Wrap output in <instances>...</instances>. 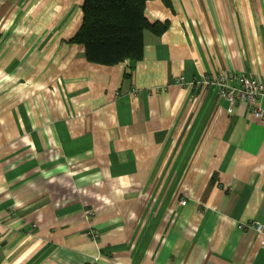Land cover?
<instances>
[{
    "label": "crops",
    "instance_id": "crops-1",
    "mask_svg": "<svg viewBox=\"0 0 264 264\" xmlns=\"http://www.w3.org/2000/svg\"><path fill=\"white\" fill-rule=\"evenodd\" d=\"M83 3L0 0V264H264V119L205 83L264 80V0H149L115 65Z\"/></svg>",
    "mask_w": 264,
    "mask_h": 264
},
{
    "label": "trees",
    "instance_id": "trees-1",
    "mask_svg": "<svg viewBox=\"0 0 264 264\" xmlns=\"http://www.w3.org/2000/svg\"><path fill=\"white\" fill-rule=\"evenodd\" d=\"M149 0H84L83 20L70 39L84 45L89 61L115 65L138 60L144 52V32L162 34L168 22H151L146 15ZM170 4V0H163Z\"/></svg>",
    "mask_w": 264,
    "mask_h": 264
},
{
    "label": "built area",
    "instance_id": "built-area-1",
    "mask_svg": "<svg viewBox=\"0 0 264 264\" xmlns=\"http://www.w3.org/2000/svg\"><path fill=\"white\" fill-rule=\"evenodd\" d=\"M205 83L232 104L246 102L255 118L264 119V109L261 105V98L264 96V80L251 79L230 70L221 71L213 78L207 76ZM251 225L262 233L264 243V224L253 221ZM91 234L94 237L97 236L95 231H91Z\"/></svg>",
    "mask_w": 264,
    "mask_h": 264
}]
</instances>
